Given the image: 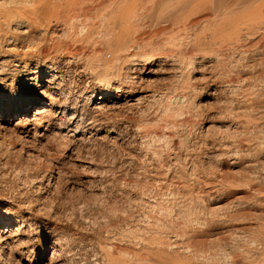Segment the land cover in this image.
Returning <instances> with one entry per match:
<instances>
[{
	"label": "bare ground",
	"instance_id": "1",
	"mask_svg": "<svg viewBox=\"0 0 264 264\" xmlns=\"http://www.w3.org/2000/svg\"><path fill=\"white\" fill-rule=\"evenodd\" d=\"M31 1L0 0V132L4 123L14 121L18 116L29 122L28 114L31 109H35L33 119L45 116L43 112L54 103L53 95L52 98L47 97V90L40 86L45 89L40 90L45 97L36 101L32 84L35 82L33 85H38L44 74L49 77L56 69L58 59H63L64 68L69 69L72 56L85 55L86 50L82 49L70 52V41L75 37H80L88 45L96 43L94 37L101 38L105 48L110 51L108 55L112 59L108 60L104 56L103 48L94 47L85 61L87 69L95 71L100 81L107 82L102 95L115 100L126 99L129 95L133 98V105H139L143 99L141 93H136L137 88L126 89L127 87L124 88V85L120 84L117 89H112L111 82L126 83L130 78L135 79L137 74L142 80L144 76L139 74L145 69L148 70L149 76L154 73L155 69L146 68L147 62L145 66L139 65L135 60L138 54L130 52L132 50L130 48L140 50L146 46L140 44V37L134 36L137 32L134 27L142 22L145 29L156 35H176V40L169 42L177 57L175 61L173 60L171 70L173 73L175 70L177 77L185 82L182 83L185 84L184 90L187 92L183 96L181 94L182 97H177L180 100L171 103L166 112H172L177 117L188 113L192 117L189 121L194 131H199L206 146L202 156L198 157L192 152L193 146L187 145L188 141L182 140L178 143L179 147L173 161L178 166L183 163L186 174H178L179 179L183 180L178 184L173 182L176 175H172L171 179L165 178V182L172 186L167 192L161 193L162 190H157V186L150 183L151 180L148 181L150 184L148 182L145 184L144 180V184L141 182L139 196H134L133 200L129 195L130 191L127 192L125 188L127 185L122 182L116 189L118 197L121 198L115 196L116 199H113L115 207L107 209L112 219H118L116 229L114 230L113 225L108 227L105 224L107 239L98 245L90 241L92 243L85 253V261L81 263L264 264V0H61L68 17L66 25L71 31H65L62 35L65 41L46 51H40L41 41L36 40L34 35L30 36L32 26L38 27L41 24L38 17H35L37 9L33 10L34 19L30 20L32 17L23 19V8L20 7L22 10L19 8L25 3L31 4ZM85 2L87 6L82 8ZM73 12H76V15L72 18ZM76 21L78 26L74 30ZM24 39L31 40L30 44L33 47L30 45L31 50L20 52ZM158 48L164 49V46ZM18 103L25 105L15 109L14 105ZM34 104L37 105L36 108H33ZM214 114L218 115V119H211ZM201 117L209 120L204 125H196V120ZM54 132L60 133L57 130ZM164 159L165 163H170L166 161V157ZM170 159L172 160L171 157ZM170 165H166L168 172L176 166ZM12 169L14 173L16 172L15 179L26 184L38 180L35 183L38 184L39 190L41 187H47V184L45 185L47 175L44 176L37 171L24 175L22 174L24 167L19 165L12 166ZM2 171H0V264H37L36 257L46 251L51 240L49 234L57 231L55 224L62 215H59L57 207L59 198L50 194V200L44 202L48 197L41 198L40 192L35 191L34 195H28L29 191L18 192L13 185L5 186L3 183L6 184L7 180ZM52 172L50 167L47 173L51 183L54 178ZM69 173L67 171L68 175ZM187 176L194 180L193 185L186 180ZM160 180L156 178L155 182L158 183ZM100 183L103 184L102 181ZM57 184L59 186H56V192L59 195L61 189L60 184ZM167 195L171 196V199ZM165 196L170 200H165L167 199ZM161 197L164 200H160ZM75 206L76 204L72 207ZM137 207L142 218L139 216L140 219L136 220L135 224L132 221L133 225L126 223L123 215L129 214L128 218L135 219L134 208L137 210ZM80 211H83L82 206ZM105 216L107 215L101 214V218ZM96 223L92 225L96 227ZM65 245L66 243H62L50 247L52 255L48 257V263H79H76L74 250L67 249Z\"/></svg>",
	"mask_w": 264,
	"mask_h": 264
},
{
	"label": "rangeland",
	"instance_id": "2",
	"mask_svg": "<svg viewBox=\"0 0 264 264\" xmlns=\"http://www.w3.org/2000/svg\"><path fill=\"white\" fill-rule=\"evenodd\" d=\"M58 1L62 2L61 0H54V1L53 0H43V1L32 0L31 4L25 3L27 6L25 4L22 6L21 5L19 6V8L20 7L23 8V10L20 8L24 14L23 16L24 18L22 17L23 14H21V18L23 19H27L28 17L29 18L32 17L30 20L34 19L33 10L37 9V14L35 17H38L41 24L38 27L37 25L32 26V28L30 29V32H31L30 36L34 35L35 38H37L36 40H39V42L41 41L40 51L50 50L51 48L59 44L61 41H65V38L62 35L64 34L65 31H71L68 25H66V22L68 21L66 8L63 2L60 3L62 4L60 5ZM85 3L82 6V8L87 6V3L86 4ZM28 7L31 8V10ZM21 10L19 12H21ZM57 13L59 15H57ZM74 15H76V12H73L71 14V17L73 18ZM44 21H45V24H43ZM46 25L48 26L46 27ZM74 25H75L74 30H76L78 26V22L76 21ZM51 28L52 29L55 28V29L52 30ZM134 28L137 31L134 34V36L140 37L141 38L140 44H145L146 46L142 47L143 49L141 48L140 50L130 48L132 49L130 50V52L137 53L138 54V56H136L137 59L135 58L136 62L138 61V64L141 66L143 65L145 66L147 62L148 65L146 66V68L151 67L152 69H155L153 70L154 73L151 76H149L148 70L145 69L142 74L141 73L139 74V76L140 75L144 76L143 77L144 80L143 79L140 80L137 74L135 75L136 76L135 79L130 78L129 79L130 81L127 80L126 83H120L117 81H113L111 82V86H112V89L113 88L117 89V87L120 84L124 85L123 86L124 88L127 87L126 89H128V87L129 88L133 87L136 90L137 88L136 93H141L140 95L142 96V99H143L141 103H139V105L138 104L136 106L133 105V102H134L132 101L133 98L129 97V95H127L128 98L126 99L123 98L121 100H115L112 97H109V96L105 97L102 95L104 93V90L107 87V82L100 81L95 71H93L92 69L90 70V68L87 69V67L85 66L86 65L85 61H86V58L89 57L90 51L94 49V47L95 49L103 48L105 51L104 56L108 60L112 59L108 55L110 54V51L107 48H105L106 46L103 44V39L101 38L94 37L96 43L88 45L83 40H81L80 37L79 38L75 37L76 39L74 38L73 40L70 41V52H73L75 50H81V49L86 50V53L84 56H80V55H76V57L72 56L71 62L76 63V65L74 63L73 64L71 63L70 66L68 67L69 69H67V68H64L65 66L63 65V59H58L56 69L53 71L52 74H50L49 77L45 76L46 74H44L43 80H41V82L38 85L36 86L33 85L35 84V82H33L32 84V86H34V95H35L34 99L36 101H38V99L39 100L44 99L43 97L45 96L44 94L41 93L42 90H45V89L47 90L48 92V93L46 92L47 97L48 96L51 97L53 95L52 96L53 98L52 97L51 98L53 99L52 103L53 102L54 103L51 104V106L49 107L50 109L46 108L47 110L43 112L45 116H42L41 118H38L37 120H35L33 119L35 109L33 110L31 109L30 113L28 114V117L30 120L29 122L24 117L18 116L16 119H14V121L12 120L11 122L4 123L2 125L1 132L2 131L3 132L2 134L0 132V147H1L0 148V171L3 170L2 172L3 174H5L6 180H7V183L6 184L3 183V185L5 186L13 185L16 191L18 192L24 190L23 192L28 193L29 191L28 195L29 194L34 195L35 191L40 192L39 196L41 198L44 199V197H48V198H45L44 202L45 201L47 202L50 200V194L57 195L59 198V201H58L59 203L57 202L58 203L57 207H59L58 208L60 212L59 215L61 214L62 215L59 216L60 217L59 221L57 222L55 221L56 222L55 225H57L56 226L57 231L55 233L49 234V238L51 240L48 242V247L46 248V251L44 253L39 254L36 257L37 264H50L47 261L52 255V250L50 249V247L52 245H55V246L56 245L58 246L59 244L62 245V243L63 244L66 243L67 246L65 245V247H67V249L71 248L72 250H74V252L76 253L75 255L76 263L79 262L78 264H82L81 262H84L86 258L85 253L87 250H89V245L92 243L90 241H93L94 245L96 244L98 245V243L105 241L108 237L107 227H105L106 225L108 227L110 225L111 226L113 225L114 230L116 229L115 225L118 219L114 217H113L114 219H112V217L109 216V212H107L108 211L107 209L114 206L115 200L113 199H116V197H118V193H116V189L117 187L122 185V182L123 184H125V186L127 185L125 188L127 192L130 191L129 193L131 194L129 195L133 200L135 199V197L139 196V189H140V186L142 185L141 182L143 184L146 182L145 184H147V182L148 181L150 182L151 180L152 182L150 183L155 184V186H157L156 187L157 190H162V192L160 191L161 193L167 192V189L168 190L171 189L172 186H170L169 184L165 182L164 180L165 178L171 179L172 175L174 176L176 175V177L173 179V182L174 184H178L179 182H183L182 179H179L178 174L179 173L186 174L185 165L183 163H180L178 166V164H174L175 162L173 161V156L177 153V148L179 147L178 143L182 140L186 142L188 141L187 145L193 146L194 150L192 152L198 157L202 156L203 150L206 148V146L203 143V137H201V135L199 134V131H194L193 126L191 125V121H189L191 120L192 117L188 113L185 112L182 116L177 117L172 112H166V108L170 106L171 103H174L175 101L180 100V99H177V97H182L183 94H186L187 92L186 90H184L185 84L183 83L185 82L180 80L177 77L175 70H173L174 73L171 70L172 69L171 66H173L174 61L177 57L175 56L174 51H173L174 49H172V45L169 42L175 41L176 35L175 34H168L167 36L166 35H156L150 32L148 29H145L143 27L142 22L136 24V27ZM55 30H57L58 32ZM52 33L54 36L52 35ZM56 33L57 35H55ZM61 36L63 37L62 39H61ZM30 42L31 40L24 39L21 44L22 48H20L19 51L23 52V51L31 50L32 45L30 44ZM148 42L151 44V46H149L150 44ZM81 43H82V46H81ZM158 46H164V49H159ZM150 64H153V65H150ZM80 69L82 70L80 71ZM69 72L72 74V76L71 74L68 75ZM78 74L79 75L81 74V75L79 76ZM67 75L69 76V78ZM67 78L70 79L71 82ZM51 81H53L55 84ZM56 81L58 83L57 85H56ZM139 82L141 83V85ZM38 86L45 87V89L41 87L39 88ZM56 90H58L60 93ZM52 91L55 93H52ZM62 91H65L66 93L65 92L63 93ZM114 91L116 92V90ZM63 94L65 95L67 94V95L66 96L64 95L63 97ZM144 94L146 95L148 94V95L147 96L145 95L144 96L145 98H144L143 97ZM58 95L60 96V98ZM101 98H104V100H100ZM151 98L153 100H151ZM57 100L59 101L57 102ZM24 105L25 103H22V104L18 103L17 105H14V108L20 109ZM36 106L37 105L34 104L33 108H36ZM48 110L49 112L50 111L52 112L49 113L47 112ZM46 113L47 115L49 114L48 115L49 119L47 118ZM62 117L63 118L65 117V118L63 119ZM211 119H218V115L216 114L212 115ZM208 120H206L205 117L203 118L201 117L196 120L197 122L196 125H199V126L200 124L204 125L206 124ZM18 122H20L21 124ZM47 122L49 125L47 124ZM61 124L62 125L64 124L63 125L64 127ZM8 126L10 127L8 128ZM61 127L63 130L61 129ZM78 128L79 130H77ZM56 130L58 131V133L59 132L60 133L56 134L57 132L56 133L54 132ZM63 133L65 134L63 135ZM70 134L73 136L72 137L69 136ZM61 135L67 136V137L64 138L62 136L63 138L62 139L60 138ZM68 140H70V142H68ZM63 142H65V144L67 145H65ZM60 143L62 144V146ZM61 147L62 148L64 147L65 149L64 148L62 149ZM162 156L164 158L166 157V161L170 163H165V159L162 158ZM170 157L172 158V160L170 159ZM37 158L39 159L37 160ZM63 162L65 163V165ZM160 162H162V164L164 162L163 166H161L162 164H160ZM167 164H171L170 165L171 167L173 165H176V166H173L168 172V167H166ZM15 165L24 167V169L22 170V174L24 175H26L27 173H32L36 171L43 173L44 176L47 175L45 179L46 180L45 185L47 184V187L46 186H44L43 188L41 187V189L39 190L37 188L38 184L35 183L38 180H35L34 182H30L29 184H26L22 180H18L17 178L15 179L14 174H16V172L14 173L12 169V166H15ZM159 165H160V168H159ZM96 166L99 167L100 169L97 168ZM50 167H52V171H53L52 174L54 176L53 181H52L53 183H51V180H49V176L47 173ZM67 171L68 173L70 172L71 175L70 173L68 175ZM137 172H139L140 174L142 173V174L139 175ZM114 175L116 177H114ZM168 175H171V177H169ZM60 176L61 177L63 176L64 178L63 177L61 178ZM139 176H142V177L139 178ZM96 178L98 181L96 180ZM156 178L161 179L160 182L158 183L155 182ZM116 180L118 182H116ZM134 180L135 182H133ZM137 180H139L140 183L137 182ZM186 180L189 182V184L191 182H192L191 183L192 185L194 184V180H192L191 177L187 176ZM49 181L51 184L49 183ZM99 181L100 182L102 181L103 184L100 183ZM57 183L60 184V189H61V192L59 193V195L56 192V186L58 185ZM128 183H129V186H128ZM49 190H51L52 193ZM109 192L110 193L112 192L111 193L112 196ZM91 195L94 197H92ZM102 195H104L105 197ZM167 196L169 198L171 197L169 195ZM167 196L164 197V198H167L165 200H170L171 198L169 199ZM77 197L79 198V200ZM118 198H121V197L119 196ZM62 200L64 201V203ZM160 200H164V199H162L161 197ZM87 202H89V204ZM75 204L77 207L75 206V208H73L72 206ZM81 206L83 209L82 212L80 211ZM76 208L78 209V211ZM134 210H135V219L128 218L129 214L123 215L124 219L126 220V223L130 225H133L132 221L135 224L136 220H139L141 217L139 207H137V210L136 208H134ZM64 213L67 215L65 216ZM101 214L107 215L105 216L106 218L102 217L103 218L102 219ZM81 215L83 216L82 218H81ZM70 216L73 218H71ZM69 217L73 221L69 222L68 220H71ZM87 217H90V218H87ZM61 219L63 220V222ZM85 219H87L88 222ZM93 223H96V227L92 225ZM92 228H94L93 229L94 231L91 230ZM58 237H60V239ZM64 237H66L68 240L66 238L64 239ZM65 240L67 241L65 242ZM83 242L85 243V245ZM80 249H82V251Z\"/></svg>",
	"mask_w": 264,
	"mask_h": 264
}]
</instances>
